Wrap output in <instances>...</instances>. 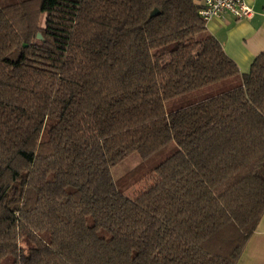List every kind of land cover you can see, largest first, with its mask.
I'll return each mask as SVG.
<instances>
[{
	"label": "trees",
	"instance_id": "1",
	"mask_svg": "<svg viewBox=\"0 0 264 264\" xmlns=\"http://www.w3.org/2000/svg\"><path fill=\"white\" fill-rule=\"evenodd\" d=\"M201 7L0 0V263H238L264 216V52L242 74Z\"/></svg>",
	"mask_w": 264,
	"mask_h": 264
},
{
	"label": "crops",
	"instance_id": "2",
	"mask_svg": "<svg viewBox=\"0 0 264 264\" xmlns=\"http://www.w3.org/2000/svg\"><path fill=\"white\" fill-rule=\"evenodd\" d=\"M196 1L199 5L204 3V0ZM246 3L254 12L250 19L238 20L225 14L206 22L208 32L236 62L242 74H247L254 59L264 52V0H246ZM237 264H264V216Z\"/></svg>",
	"mask_w": 264,
	"mask_h": 264
},
{
	"label": "rangeland",
	"instance_id": "3",
	"mask_svg": "<svg viewBox=\"0 0 264 264\" xmlns=\"http://www.w3.org/2000/svg\"><path fill=\"white\" fill-rule=\"evenodd\" d=\"M226 81L227 82L216 83L215 84L216 86L210 85L211 88H209V89H214L217 87L219 93L225 92L224 90H230L232 88H235L237 86L238 79L233 78V79H229ZM204 89H206V88H204ZM204 89L192 91V92L185 94L183 96L168 100L165 103V111L167 113H170L174 110H178V109H181V108H184V107H187V106L194 104L195 102H197L196 101L197 98H201L202 94L207 93L208 90H204ZM207 89H208V87H207ZM219 93H217V94H219ZM206 98H208V97H206ZM141 160L142 159L138 156L137 153H133V154L129 155L127 158H125L124 160H122L121 162H119L116 166H114L112 168V175H113L114 179L116 181H118V180H121L123 177L128 176V179L130 180V182H134L133 178L136 175V172H134V171H136V169L138 168ZM147 182L149 184V183H151V180L147 181V178H143L141 181V186H140V184L130 183L128 188L125 191V195L133 196L137 190H140L142 187L146 186ZM21 245H22V247L26 248L25 243H21ZM11 262H12V259L9 257L6 260L2 261L0 264H11Z\"/></svg>",
	"mask_w": 264,
	"mask_h": 264
},
{
	"label": "built area",
	"instance_id": "4",
	"mask_svg": "<svg viewBox=\"0 0 264 264\" xmlns=\"http://www.w3.org/2000/svg\"><path fill=\"white\" fill-rule=\"evenodd\" d=\"M253 13L246 0H204L199 10V15L205 22L225 14H230L238 20L250 19Z\"/></svg>",
	"mask_w": 264,
	"mask_h": 264
},
{
	"label": "water",
	"instance_id": "5",
	"mask_svg": "<svg viewBox=\"0 0 264 264\" xmlns=\"http://www.w3.org/2000/svg\"><path fill=\"white\" fill-rule=\"evenodd\" d=\"M152 14H153V13H152ZM38 37H39V38H41V36H40V35H39Z\"/></svg>",
	"mask_w": 264,
	"mask_h": 264
}]
</instances>
